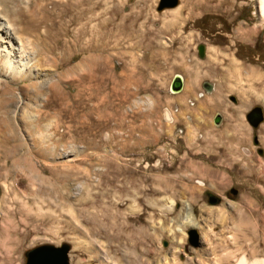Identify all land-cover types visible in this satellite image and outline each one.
<instances>
[{
	"label": "rangeland",
	"instance_id": "rangeland-1",
	"mask_svg": "<svg viewBox=\"0 0 264 264\" xmlns=\"http://www.w3.org/2000/svg\"><path fill=\"white\" fill-rule=\"evenodd\" d=\"M158 2L0 0V264H264L260 2Z\"/></svg>",
	"mask_w": 264,
	"mask_h": 264
},
{
	"label": "water",
	"instance_id": "water-1",
	"mask_svg": "<svg viewBox=\"0 0 264 264\" xmlns=\"http://www.w3.org/2000/svg\"><path fill=\"white\" fill-rule=\"evenodd\" d=\"M176 5V0H159L156 11L159 12L163 9H171ZM181 89V80L178 77H175L170 86L169 91L171 94L178 93ZM212 90L211 86H207L205 92L208 93ZM246 122L252 127L255 128L259 120V115L255 110H252L246 116ZM207 204L212 206L216 203L217 199L212 197L210 194H207ZM187 244L190 246H195L196 234L194 231H188L187 234ZM67 247H51V246H40L34 248L30 251H27L24 254V264H67Z\"/></svg>",
	"mask_w": 264,
	"mask_h": 264
},
{
	"label": "bare ground",
	"instance_id": "bare-ground-1",
	"mask_svg": "<svg viewBox=\"0 0 264 264\" xmlns=\"http://www.w3.org/2000/svg\"><path fill=\"white\" fill-rule=\"evenodd\" d=\"M260 2V11H261V14L262 16H264V0H259ZM6 30L3 26V24L0 23V43L2 40H5V38L7 39L6 37ZM10 41V40H9ZM11 43V42H9ZM13 45L10 49H8L7 47H4V50H7L8 53H4V67L8 70H10L13 74L16 73L18 67H19V63L21 62L22 63V60H16V58H14V56L12 57V53H14V50H13ZM27 66V63H24L23 64V68ZM22 71V70H21ZM23 79H27L26 76L23 77ZM165 117L167 119L170 120V116L168 113L165 114ZM262 171V170H261ZM172 206V203L170 204ZM170 206V207H171ZM187 223V222H186ZM188 225V223L186 224ZM128 230L124 229V232H127ZM145 236L144 238H135L134 239V243L133 244V248L134 249H138L137 252L139 254H141V250L142 248H144L146 245H144V241H145ZM111 241V245H110V250L114 253V254H117V253H122V250L124 249L125 246H128L130 242H132L131 240H129L127 237L123 236L122 233H116V236L113 235V238L110 240ZM151 241V240H148L147 243ZM127 249V248H126ZM118 256V255H117ZM137 260V259H136ZM137 263V262H136ZM237 264H246V261L244 258H242ZM253 264H263L261 262H255Z\"/></svg>",
	"mask_w": 264,
	"mask_h": 264
}]
</instances>
